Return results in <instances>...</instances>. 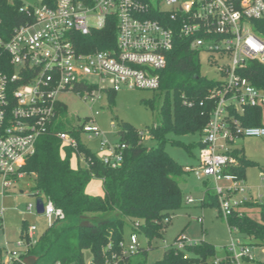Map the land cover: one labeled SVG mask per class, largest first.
<instances>
[{"label":"built area","instance_id":"2783aa9c","mask_svg":"<svg viewBox=\"0 0 264 264\" xmlns=\"http://www.w3.org/2000/svg\"><path fill=\"white\" fill-rule=\"evenodd\" d=\"M24 2L21 12L27 20L16 27L8 39L0 38V183L7 193L27 174L24 170L29 156L36 152L44 135L57 130L61 108L58 95L77 91L84 101L96 102L110 90L126 87L160 89V70L167 64L168 54L176 41L184 38L191 49L203 55L217 76L210 77L215 86L209 99L215 101L210 120L204 129L199 163L187 166L201 179H214L223 217H229L240 202H230L239 186L224 188L222 178L236 179L226 168L238 164L233 143L246 136L264 137V125L243 126L236 117L246 105L261 106L264 90L258 89L245 74L251 62L264 64V0H35ZM117 23L116 41L108 49L89 50L83 37ZM107 40L106 42H108ZM98 77L97 83L89 78ZM209 78V79H210ZM189 107L192 102L183 101ZM203 104V103H202ZM83 127L98 133L94 120ZM57 137L77 149L78 139L59 130ZM125 147V146H123ZM83 156V155H82ZM85 159V157H83ZM123 160L113 148L104 161L116 167ZM246 191L247 187H243ZM202 199H198L202 201ZM50 225L65 218L63 208L43 197ZM197 200L188 196L187 202ZM32 210V203L28 204ZM239 212V215H242ZM139 228V223L135 224ZM226 246V258L220 264H262L256 259L254 246L241 236L233 235ZM37 226L31 225L20 246L25 252ZM177 247L189 242L181 235ZM123 244L124 254L138 251L141 243L137 233ZM28 241V242H27ZM191 243V242H190ZM12 262L23 260L19 251H12ZM105 264H119L111 255ZM53 264H75L56 262ZM86 264V263H84ZM89 264H98L94 260Z\"/></svg>","mask_w":264,"mask_h":264},{"label":"trees","instance_id":"16d2710c","mask_svg":"<svg viewBox=\"0 0 264 264\" xmlns=\"http://www.w3.org/2000/svg\"><path fill=\"white\" fill-rule=\"evenodd\" d=\"M45 1L51 3V0ZM23 4V0H0V38L8 39L14 29L27 20L26 13L21 12ZM116 33L117 23L109 20L105 28L94 30L90 36L82 38L90 43L89 50L108 49L116 41ZM201 65L199 51L192 50L187 39L179 38L168 54L166 66L160 70L158 122L146 126L145 131H139L128 123L122 125L119 130L121 141L116 150L121 152L123 160L116 167L107 164L83 144L79 139L81 129L71 127L67 109L61 106L57 130L39 139L36 152L29 156L24 170L35 175L34 195L37 198L45 196L56 207L63 208L65 218L49 225L37 243L30 245L22 254L23 258L35 255L38 258L36 264H40L42 259V264H84V252L91 250L93 260L98 264H105L107 258L114 254L119 264H149L148 252L152 241L162 238L172 215L183 206L184 191L180 181L191 173L167 152L165 145L171 140L170 134L197 131L203 135L215 104L209 99V90L216 85L215 81L202 75ZM245 74L258 89L264 90L263 63H249ZM109 93L116 91L110 90ZM185 100L192 102L193 106L186 105ZM232 112L243 126L264 125L261 106L246 105L242 113ZM60 114L63 121H58ZM59 130L67 131L78 139L77 149L57 137ZM145 133L159 144L146 145ZM203 139L198 142L199 148L204 145ZM174 142L179 143V140ZM63 147L83 155L86 165L73 168L69 159L61 154ZM185 147L190 149L189 145L185 144ZM232 150L239 162L226 168L225 172L243 180L249 161L242 156L240 148L233 146ZM94 175L103 180V196L90 195L85 189ZM208 187L201 203L219 206L217 192ZM261 217L262 221H257L245 213L239 215L235 210L228 218L229 226L259 239L264 245V205ZM84 222L90 225L84 226ZM136 223H139V228H135ZM23 225L24 236L26 221ZM127 227H131V234L137 233L147 239L148 246L141 244L136 253L124 254ZM181 235L177 242L181 241ZM215 251V246L205 241H186L181 248H166L163 258L152 264H207L215 257Z\"/></svg>","mask_w":264,"mask_h":264},{"label":"rangeland","instance_id":"374dc122","mask_svg":"<svg viewBox=\"0 0 264 264\" xmlns=\"http://www.w3.org/2000/svg\"><path fill=\"white\" fill-rule=\"evenodd\" d=\"M24 2L35 3V0H23ZM205 55L202 58L201 73L210 78L217 76L215 67H209ZM89 82L97 83L98 77L92 76ZM159 91L149 88H131L126 87L116 93H104L102 99L96 102L84 101L77 91L61 92L58 100L62 106H65L68 118L74 129L80 128L79 139L92 152H96L100 158L105 160L111 157L113 148L120 143L121 138L119 130L123 124H130L139 131H145L146 126L158 122V109L160 100L157 98ZM154 104V106L152 105ZM262 120L264 123V103L261 104ZM63 116L58 121H63ZM88 120H94L93 124L98 126V133H88L83 131V127L91 125ZM171 140L167 142L165 148L170 155L180 162L184 168L187 166L198 165L199 146L198 142L204 135L199 132L188 134H170ZM175 143L174 141H178ZM144 143L150 147L157 146L159 142L144 134ZM189 145V148L185 147ZM234 147L240 148L242 156L248 159L245 177L243 180H234L222 178L219 185L224 188L239 186L241 189L247 187L246 191L241 189L234 192L230 202H242L236 206V210L245 213L247 216L257 221H262L261 212L264 205V137L246 136L239 138ZM62 156L69 159L73 168L85 166L86 161L83 156L78 155L75 150H67L65 147L61 150ZM207 182V184H205ZM214 179L206 180L198 178L196 173L187 174L180 181L183 188V206L176 211L170 222L167 224L161 239L152 241V248L148 252V263L152 264L163 258L166 248L177 247V237L182 234L191 243L205 241L215 246V257L208 260L207 264H220L218 261L226 258V246L231 242V228L228 221L221 215L220 205L205 206L198 199L205 197L206 189L214 188ZM35 185V175L25 174L12 188L5 192L2 191L0 183V252L1 258L5 263L12 262L11 252L16 250L21 254L25 253V246H20L23 241V224L26 221L27 231L31 225L37 226V230L31 238L36 241L38 237L50 225L46 214H40L37 211L36 200L33 187ZM90 195L103 196V180L94 175L87 183L86 188ZM188 196H192L197 201L194 204L188 203ZM43 198V197H42ZM32 203V210H29L28 204ZM131 227L125 230L126 243L130 244ZM233 235L241 236L249 244L254 246V255L257 260L264 264V245L253 236H247L245 233L233 230ZM140 243L147 247L148 241L143 236L138 235ZM38 251H40L38 249ZM92 251L84 252L85 263L89 264L93 260ZM40 260V264L43 263Z\"/></svg>","mask_w":264,"mask_h":264},{"label":"water","instance_id":"95a60500","mask_svg":"<svg viewBox=\"0 0 264 264\" xmlns=\"http://www.w3.org/2000/svg\"><path fill=\"white\" fill-rule=\"evenodd\" d=\"M35 208H37L38 213L44 214L45 207H44V200H43V198H41V197L40 198H37ZM83 225L84 226H89L90 223L84 222ZM37 261H38L37 256H35V255H29V256H25L23 258V260L20 261V262H18L17 264H36Z\"/></svg>","mask_w":264,"mask_h":264},{"label":"crops","instance_id":"0c3cea01","mask_svg":"<svg viewBox=\"0 0 264 264\" xmlns=\"http://www.w3.org/2000/svg\"><path fill=\"white\" fill-rule=\"evenodd\" d=\"M199 159V158H198ZM191 174V173H190ZM199 178V177H198ZM206 180H213L212 178H207ZM205 189H207V186H204ZM200 201V200H199ZM201 202V201H200ZM2 259V258H1ZM3 261V259H2Z\"/></svg>","mask_w":264,"mask_h":264}]
</instances>
